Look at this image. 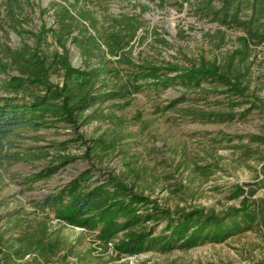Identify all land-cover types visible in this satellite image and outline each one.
I'll use <instances>...</instances> for the list:
<instances>
[{
  "label": "rangeland",
  "instance_id": "1",
  "mask_svg": "<svg viewBox=\"0 0 264 264\" xmlns=\"http://www.w3.org/2000/svg\"><path fill=\"white\" fill-rule=\"evenodd\" d=\"M21 1L23 9L15 11L16 22L7 20L0 31L3 62L7 59L3 57L2 44L11 49L25 42L34 46V33L41 23L46 28L55 27L53 3L65 4L64 0H31V4ZM95 2L86 7L97 11L100 33L122 29L124 25L118 23L121 14L132 16L138 25L133 40L122 50L123 56L108 54L102 44L101 60H112L119 71V78H99L102 90L124 83L127 76L141 72L145 66L163 68L161 72L173 77L180 71L170 70L171 66H198L201 60L224 64L233 51L243 48L240 37L244 32L203 16L197 9L198 0ZM212 3L218 5L217 1ZM45 41L42 47L50 54L56 47L50 33ZM66 46L72 66L83 69L99 65L97 57L86 59L70 41ZM234 62L243 65L241 81L246 87L245 98L235 99L243 102L239 105H228L222 85L216 89L222 92L201 97L179 83L145 87L156 81L147 79L130 82L128 90L132 93L95 104L79 116L78 130L89 139L86 143L70 141L73 129L62 122L26 133V138L12 149L20 151V158L0 168V264H264V202L260 201L264 199V187L258 184L264 146L251 141V135H264V43L248 42L244 58L238 63V57H234ZM6 72L18 73L10 65ZM51 79L61 82L58 73ZM138 85L143 88L131 89ZM215 86L203 82L191 89L210 91ZM210 113L234 116L224 121L193 117ZM90 146L86 157V147ZM62 155L75 159L61 164L47 178L26 179L43 171L50 162L60 163ZM86 168L92 170L93 180L99 174L118 175L146 196L152 202L149 205L171 213L203 209L222 216L232 208H246L244 196L260 201L261 213L252 228L222 242L206 241L165 252L151 249L133 255L118 254L115 246L126 231L117 232L106 242L98 237V228L68 224L48 209L35 208L36 200ZM237 185L244 192L233 197ZM151 223L148 226L155 224ZM153 226V232H159L164 222Z\"/></svg>",
  "mask_w": 264,
  "mask_h": 264
},
{
  "label": "trees",
  "instance_id": "2",
  "mask_svg": "<svg viewBox=\"0 0 264 264\" xmlns=\"http://www.w3.org/2000/svg\"><path fill=\"white\" fill-rule=\"evenodd\" d=\"M26 1L31 4V0ZM64 1L66 5L53 3L55 27L46 28L44 23H41V27L34 33V46L25 42L11 49L2 44V54L7 60L3 62V59H0V88L3 91L0 93V168L3 163L20 158V151L12 149H16L18 142L26 138V133L37 132L58 122L68 124L73 129L74 136L70 141L88 142L89 139L78 130L79 116L95 104L123 98L128 92L132 93V90H128L132 81L155 79L152 84L144 85L156 88L179 83L189 92L197 93L201 97L222 92L216 90L217 85H222L225 88L223 92L227 93L225 100L229 106L243 103L235 100L245 98L246 87L241 81L244 75L243 65L239 62L245 56L248 42L264 43V0H198L197 9L203 16L244 32V36L240 37L243 48L233 51L227 63L201 60L198 66H171L170 70L180 71L173 77L168 76L167 72H161L163 68L145 66L141 72L127 76L128 80L124 83L116 84L115 88L108 90L101 89L103 86L98 84L99 78L106 75L119 78V71L112 60H101V46L103 44L107 47V53L112 56L118 53L123 56L122 50L133 40L138 25L134 23L132 16L121 14L118 23L124 25L122 29L110 33L103 30L100 33L99 20L95 15L97 11L86 7L96 5L95 0ZM214 1H217L218 5L212 3ZM22 3L21 0L1 1L3 10L0 9V31L7 20L16 22L15 11L23 9ZM80 3L83 5L79 7ZM48 33L57 47L50 54H46L42 47ZM67 41L77 46L86 59L97 57L99 65L83 69L72 66ZM234 57H238L239 64L233 63ZM8 65L18 73L6 72ZM56 73L61 76L60 83L51 79ZM203 82L216 85V88L197 92L191 89L199 87ZM140 88H143V85L133 86L131 89L137 91ZM233 116L232 113L193 114V117L208 121H224L232 119ZM84 121H87V117ZM251 141L264 146V135H251ZM91 147H86V157ZM59 159L60 163L50 162L43 171L33 173L26 179L36 181L47 178L61 164L75 158L62 155ZM260 160L264 163V155ZM261 173L258 184L264 187V164ZM243 192V188L237 185L233 197H238ZM260 201L264 202V199ZM260 201L254 202L244 196L243 203L247 202L246 208H232L222 216L213 212L206 213L203 209H180L171 213L166 208L149 205L152 202L146 196L135 191L118 175L99 174L93 180L92 170L86 168L60 188L36 200L35 208L42 211L48 209L56 218L68 224L85 229L98 228V237L104 238L106 242L117 232L124 230L126 233L115 249L118 254L133 255L151 249L165 252L175 247L190 248L206 241L222 242L231 235L252 228L257 215L261 213ZM249 205L252 208H249ZM162 220L163 228L159 232H153V225ZM148 222L155 224L148 226Z\"/></svg>",
  "mask_w": 264,
  "mask_h": 264
}]
</instances>
